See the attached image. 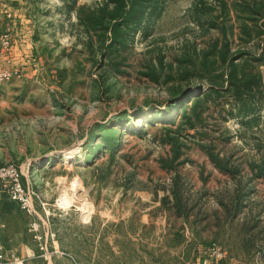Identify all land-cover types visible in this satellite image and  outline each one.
<instances>
[{
  "label": "rangeland",
  "instance_id": "374dc122",
  "mask_svg": "<svg viewBox=\"0 0 264 264\" xmlns=\"http://www.w3.org/2000/svg\"><path fill=\"white\" fill-rule=\"evenodd\" d=\"M101 1L0 0L9 49L14 35L25 41L19 77L0 85V167L18 168L36 212L0 195L2 264H201L177 241L195 222L212 217L234 248L242 224L264 221V108L245 127L201 100L199 122L185 99L218 86L227 58L258 52L264 17L240 0H161L146 36L120 51L99 43V27L86 34ZM256 231L262 240L264 224ZM212 244L216 264H264Z\"/></svg>",
  "mask_w": 264,
  "mask_h": 264
},
{
  "label": "trees",
  "instance_id": "16d2710c",
  "mask_svg": "<svg viewBox=\"0 0 264 264\" xmlns=\"http://www.w3.org/2000/svg\"><path fill=\"white\" fill-rule=\"evenodd\" d=\"M256 2L257 0H240L239 4L243 10L264 17L258 10ZM162 8L161 0H102L87 15L86 34L89 33L90 29L99 27L102 30L99 43L105 44L107 41L106 48L108 49L126 50L134 42L137 34L146 36L147 24L151 19L160 15ZM214 26L212 23L213 28ZM236 61L241 63L238 64ZM249 62L264 67V41L257 53L243 52L223 61L224 71L218 77L219 85L211 87L209 94L186 97V103L193 102L190 109L197 121L200 120V115L196 113V109L201 100H204L205 102H213L214 106L219 107V114L223 120L227 118L237 119L245 127L258 124L260 120L259 110L264 108V94L262 92L264 68L262 72H256L254 67L251 68ZM221 93L228 94L225 105L222 102L217 103L223 98ZM181 116L188 128L195 127L186 111H183ZM174 119L158 120L167 125H174ZM155 122L154 120L147 121L149 125H153ZM135 133L137 135L142 134L139 130ZM207 155L220 172H228L227 166L223 165L211 151H207Z\"/></svg>",
  "mask_w": 264,
  "mask_h": 264
},
{
  "label": "crops",
  "instance_id": "0c3cea01",
  "mask_svg": "<svg viewBox=\"0 0 264 264\" xmlns=\"http://www.w3.org/2000/svg\"><path fill=\"white\" fill-rule=\"evenodd\" d=\"M13 38V46L9 49L8 52L0 53V71L4 70H12L18 69V62L20 58L21 49H23L24 45L22 44L25 41H22L20 38L15 39V35ZM19 70V69H18ZM22 182V181H21ZM28 184L29 181L26 180ZM23 184V183H22ZM14 203V202H13ZM16 204V203H15ZM212 217L202 218L199 221L195 222L189 233L185 234L183 237H178L177 241H183L182 244L190 243V247H192L191 251H189V255L192 258H195V262L202 257H205L209 250V245L211 243L220 244L224 249V256H234L236 258H245V257H260L264 258V238L261 240H257L256 230L264 221L256 220L251 221V224L247 223L242 224V227L249 226L250 228H242L241 239L238 238V244L233 248V246H226L221 243L220 240L216 237L218 230H221L220 223L218 221H210ZM213 219V218H212ZM255 222V223H254ZM7 222L4 223V229L8 228ZM248 242L252 245L251 248ZM181 245V244H180ZM189 244L183 245L184 248H188ZM189 249V248H188ZM185 252L180 251L179 257L180 259L185 256Z\"/></svg>",
  "mask_w": 264,
  "mask_h": 264
},
{
  "label": "built area",
  "instance_id": "2783aa9c",
  "mask_svg": "<svg viewBox=\"0 0 264 264\" xmlns=\"http://www.w3.org/2000/svg\"><path fill=\"white\" fill-rule=\"evenodd\" d=\"M10 47V35L7 33H0V53L8 50ZM19 71L17 69L0 71V85L19 77ZM6 193L10 201L16 203L21 210L28 215L36 214L33 206V193H31L21 182V174L16 166L13 164L4 165L0 167V195ZM43 206V205H41ZM4 225L0 217V264H2V243H1V231ZM33 230L36 229L37 224L32 223ZM222 257V253L218 246L212 244L209 247L208 253L205 257H202L201 264H216L219 258ZM12 264H22V260L14 258Z\"/></svg>",
  "mask_w": 264,
  "mask_h": 264
}]
</instances>
